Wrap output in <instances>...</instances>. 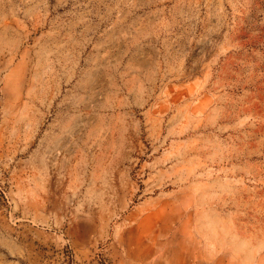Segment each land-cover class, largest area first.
<instances>
[{"label": "rangeland", "instance_id": "rangeland-1", "mask_svg": "<svg viewBox=\"0 0 264 264\" xmlns=\"http://www.w3.org/2000/svg\"><path fill=\"white\" fill-rule=\"evenodd\" d=\"M0 264H264V0H0Z\"/></svg>", "mask_w": 264, "mask_h": 264}]
</instances>
